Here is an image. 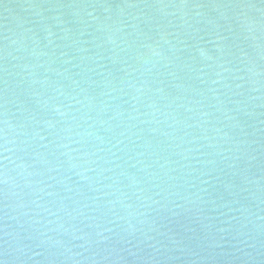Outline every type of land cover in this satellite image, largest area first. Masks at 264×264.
Returning <instances> with one entry per match:
<instances>
[{
	"label": "water",
	"instance_id": "95a60500",
	"mask_svg": "<svg viewBox=\"0 0 264 264\" xmlns=\"http://www.w3.org/2000/svg\"><path fill=\"white\" fill-rule=\"evenodd\" d=\"M0 264H264V0H0Z\"/></svg>",
	"mask_w": 264,
	"mask_h": 264
}]
</instances>
